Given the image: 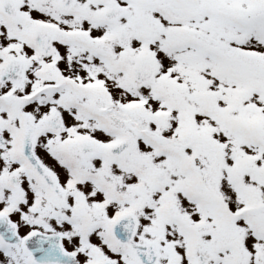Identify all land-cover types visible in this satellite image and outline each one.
<instances>
[{"label":"snow or ice","instance_id":"snow-or-ice-1","mask_svg":"<svg viewBox=\"0 0 264 264\" xmlns=\"http://www.w3.org/2000/svg\"><path fill=\"white\" fill-rule=\"evenodd\" d=\"M0 264H264V0H0Z\"/></svg>","mask_w":264,"mask_h":264}]
</instances>
